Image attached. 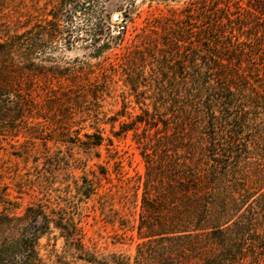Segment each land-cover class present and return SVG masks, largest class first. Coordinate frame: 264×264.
I'll return each mask as SVG.
<instances>
[{
	"label": "trees",
	"instance_id": "trees-1",
	"mask_svg": "<svg viewBox=\"0 0 264 264\" xmlns=\"http://www.w3.org/2000/svg\"><path fill=\"white\" fill-rule=\"evenodd\" d=\"M69 4L65 18L88 10L90 0ZM131 9H123L116 34L102 19L94 24L92 44L106 38L98 51L122 41ZM135 38L120 56L121 109L108 117L88 112L93 130L74 141L89 151L104 146L119 159L112 137L132 132L144 161V172L129 177L118 198L123 213L112 209L110 193L98 200L102 220L135 232L133 260L118 264H264V0H191L148 21ZM77 68L69 78L76 79ZM102 78L66 88L56 101H71L66 106L74 109L92 103L89 97L102 100L106 71ZM4 87L0 101L12 92ZM20 107L0 103V130ZM65 115L69 121L55 124L53 137L76 130L71 125L80 128L72 111ZM103 123L111 136L103 134ZM35 127L23 129L36 135ZM81 178L76 193L97 195L100 177ZM47 209L28 206L20 217L0 218V264H36L35 242L51 225L66 242L82 245L73 219L60 207Z\"/></svg>",
	"mask_w": 264,
	"mask_h": 264
},
{
	"label": "rangeland",
	"instance_id": "rangeland-1",
	"mask_svg": "<svg viewBox=\"0 0 264 264\" xmlns=\"http://www.w3.org/2000/svg\"><path fill=\"white\" fill-rule=\"evenodd\" d=\"M189 1L90 0L88 10L74 11L65 18L69 0H0V51L4 50L5 60L0 67V86L12 91L0 103L21 105L12 115L13 122L8 121L0 130V218L7 213L20 217L28 206L45 204L48 211L60 207L75 222L82 243L66 242L51 225L35 242L36 264H118L122 259L133 260L135 232L117 222L102 220L98 202L100 196L110 193L112 209L122 212L118 198L127 190V179L144 172V161L132 132L112 137V148L119 159L110 158L104 146L89 151L74 141L93 130L89 124L94 115L102 117L103 111L108 117L121 109L124 87L119 62L126 46L133 43L148 21L168 16ZM129 4L133 9L122 41L98 51L106 38L102 35L96 45L92 44L94 24L102 19L104 27L110 24L112 34H116L117 27L123 24V9ZM113 14H118L117 21L112 19ZM31 41L36 43L34 48H26ZM76 68V79L69 78ZM105 71L107 83L102 84L106 85L107 94L102 100L89 97L92 103H81L80 108L71 105L74 109L66 106L71 101H56V93L66 88L101 82ZM65 109L72 111V121H79L80 128L71 125L76 130L53 137L58 130L55 124L66 125L69 121ZM127 110L131 114L137 112L131 106ZM25 125L37 126V134H26ZM101 127L104 135L111 136L110 124L103 123ZM114 129H118V121ZM101 171H106V178ZM93 173L100 177L102 185L98 194L80 196L74 190L75 183L80 184L81 176L92 177ZM111 212L105 207V213ZM125 216L130 217L128 213ZM17 223L24 225L25 221Z\"/></svg>",
	"mask_w": 264,
	"mask_h": 264
},
{
	"label": "water",
	"instance_id": "water-1",
	"mask_svg": "<svg viewBox=\"0 0 264 264\" xmlns=\"http://www.w3.org/2000/svg\"><path fill=\"white\" fill-rule=\"evenodd\" d=\"M112 19L114 21H117L119 19L118 14H113Z\"/></svg>",
	"mask_w": 264,
	"mask_h": 264
}]
</instances>
